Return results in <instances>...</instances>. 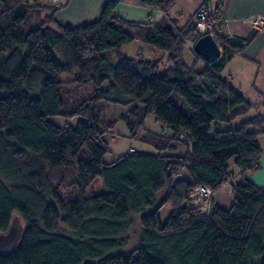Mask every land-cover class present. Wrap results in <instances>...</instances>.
I'll list each match as a JSON object with an SVG mask.
<instances>
[{
	"label": "trees",
	"instance_id": "16d2710c",
	"mask_svg": "<svg viewBox=\"0 0 264 264\" xmlns=\"http://www.w3.org/2000/svg\"><path fill=\"white\" fill-rule=\"evenodd\" d=\"M140 4L161 17L124 20L116 1L105 0L92 22L70 26L55 19L67 2L0 0V233L13 216L22 223L0 264H264V186L247 179L262 152L264 114L250 115L253 106L220 76L258 31L243 40L215 32L221 56L206 63L192 50L201 36L197 10L180 22L174 0ZM221 7L218 0L209 16L223 18ZM135 41L163 56L122 55ZM99 101L131 106L120 119L131 137L142 130L137 139L153 152L130 150L103 162L114 121L102 120ZM148 115L155 132L144 128ZM47 116L84 121L57 126ZM97 177L106 191L85 197ZM200 185L213 195L229 185L230 206L200 213L189 199ZM166 204L171 210L161 221ZM135 215L139 238L121 251Z\"/></svg>",
	"mask_w": 264,
	"mask_h": 264
},
{
	"label": "crops",
	"instance_id": "0c3cea01",
	"mask_svg": "<svg viewBox=\"0 0 264 264\" xmlns=\"http://www.w3.org/2000/svg\"><path fill=\"white\" fill-rule=\"evenodd\" d=\"M48 5H58L67 2L65 8L55 14L60 24L79 26L92 22L97 16L101 4L105 0H46ZM60 1V2H59ZM116 13L124 20L133 22L157 21L161 15L156 8L142 6L140 0H115ZM207 1L208 10L214 12L218 0H174L172 15L180 22L191 17L194 12ZM221 15L225 20L222 33L229 38L243 40L253 30L248 18L259 15L264 17V0H221ZM125 46V45H124ZM139 49L140 55L149 59H157L163 53L152 51L146 47ZM138 54V55H139ZM220 76L230 83L252 106L250 113L264 114V28L257 32L254 40L246 47L243 54L233 57L221 71ZM262 152L257 161V170L247 173V179L257 187L264 186V134L258 137ZM236 169L235 172L237 173ZM228 185L220 188L214 194L217 205L220 195ZM230 202L232 200L230 190Z\"/></svg>",
	"mask_w": 264,
	"mask_h": 264
},
{
	"label": "rangeland",
	"instance_id": "374dc122",
	"mask_svg": "<svg viewBox=\"0 0 264 264\" xmlns=\"http://www.w3.org/2000/svg\"><path fill=\"white\" fill-rule=\"evenodd\" d=\"M47 2L48 1L46 0H42L43 4H46ZM224 26H225V23L222 25V30ZM146 47L148 46L143 44L142 42L135 41V42H132L130 44L123 46L120 49V52L124 56H135L140 53L139 49H142L143 51L147 50L145 49ZM183 59L186 64L190 65L194 61V55L188 49H186L184 51ZM163 63L164 62H162L160 65V68H159L160 71L165 69V66L163 65ZM202 66H203L202 61L200 60H198L195 64V67L197 69L202 68ZM63 79H70V77L63 76ZM97 107L101 111L102 120L104 122L107 123V122L114 121V125L112 129L105 136V139L107 140L108 145H109V152L103 156L102 158L103 162L109 163L111 161H114L117 157H119L120 155L130 150H136V151L147 152V153L153 152V149L150 146L144 143H141L137 139L142 134L143 131L138 130L135 134V137H131L129 135V131H128L127 125L125 124L124 120L120 119L121 117L123 118L127 114V110H129L131 106L122 107V106L111 104L105 101H99L97 103ZM46 119L49 122L57 126H70V127H75L79 121H84V118L81 116H75L72 118H64L61 116H47ZM244 119H245L244 117H239L232 122V125L236 126L240 124ZM144 128L152 132H155L157 130L158 124L154 123L152 115H148L146 117L145 122H144ZM229 165H230L229 167L230 171L235 172L236 167L233 164L232 160L230 161ZM105 191H106V188L103 185L102 178L97 177L85 188L83 195L85 197H88V196H91L92 194L103 193ZM229 194H230V186L228 185L223 190V192L221 193L219 197L220 203L224 208L229 207L232 202V200L230 202ZM61 195L65 196V190L63 189L61 190ZM160 198H161V195L158 197V201ZM213 203L216 204L214 195H213ZM170 210L171 208L169 204H166L165 206L162 207V209L159 211L161 221H164V219L170 213ZM13 219H14L15 227H16V231H15L16 233L15 245H16L20 239V235L22 231V223L19 217L17 216H13ZM132 220H133V223L131 227L128 229V231L124 235L126 243L121 249H119L124 252H128L135 247L137 240L139 238L140 232H141L139 216L137 215L133 216Z\"/></svg>",
	"mask_w": 264,
	"mask_h": 264
},
{
	"label": "built area",
	"instance_id": "2783aa9c",
	"mask_svg": "<svg viewBox=\"0 0 264 264\" xmlns=\"http://www.w3.org/2000/svg\"><path fill=\"white\" fill-rule=\"evenodd\" d=\"M196 30L202 36L210 34L212 37L215 32H221L224 18H214L209 16L207 8L200 7L195 13ZM248 23L252 30L260 31L264 28V17L255 15L248 18ZM212 191L206 186L195 187L189 195L191 204L197 208L200 213H205L213 206Z\"/></svg>",
	"mask_w": 264,
	"mask_h": 264
},
{
	"label": "water",
	"instance_id": "95a60500",
	"mask_svg": "<svg viewBox=\"0 0 264 264\" xmlns=\"http://www.w3.org/2000/svg\"><path fill=\"white\" fill-rule=\"evenodd\" d=\"M192 50L206 63L216 62L221 56V49L210 34L200 36L193 43ZM9 232L10 230L7 233H0V253L9 252L14 248L16 233L10 235Z\"/></svg>",
	"mask_w": 264,
	"mask_h": 264
},
{
	"label": "flooded vegetation",
	"instance_id": "af4514ba",
	"mask_svg": "<svg viewBox=\"0 0 264 264\" xmlns=\"http://www.w3.org/2000/svg\"><path fill=\"white\" fill-rule=\"evenodd\" d=\"M10 230V235H13V232H15L16 231V227H15V222H14V219L12 218L11 219V222H10V226H9V229H8V231ZM7 231V232H8ZM6 232V233H7Z\"/></svg>",
	"mask_w": 264,
	"mask_h": 264
}]
</instances>
